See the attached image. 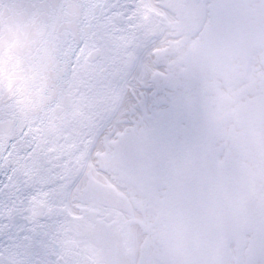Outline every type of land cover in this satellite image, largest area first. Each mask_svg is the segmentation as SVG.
<instances>
[{"label": "snow or ice", "instance_id": "obj_1", "mask_svg": "<svg viewBox=\"0 0 264 264\" xmlns=\"http://www.w3.org/2000/svg\"><path fill=\"white\" fill-rule=\"evenodd\" d=\"M8 168L0 264H264V0H0Z\"/></svg>", "mask_w": 264, "mask_h": 264}, {"label": "water", "instance_id": "obj_2", "mask_svg": "<svg viewBox=\"0 0 264 264\" xmlns=\"http://www.w3.org/2000/svg\"><path fill=\"white\" fill-rule=\"evenodd\" d=\"M112 3H117L118 5H128L129 8L131 7L134 0H110ZM124 10V9H119ZM51 139V138H50ZM26 150V149H25ZM11 171L10 168L8 169H0V184L6 181V175Z\"/></svg>", "mask_w": 264, "mask_h": 264}]
</instances>
